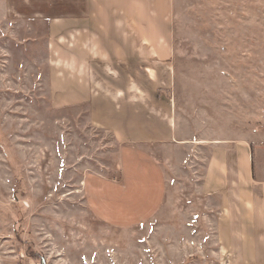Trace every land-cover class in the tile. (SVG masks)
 Listing matches in <instances>:
<instances>
[{
	"label": "rangeland",
	"instance_id": "rangeland-1",
	"mask_svg": "<svg viewBox=\"0 0 264 264\" xmlns=\"http://www.w3.org/2000/svg\"><path fill=\"white\" fill-rule=\"evenodd\" d=\"M31 2L0 0V264H221L213 223L195 221L207 212L191 195L188 149L169 153L174 164L164 158L170 190L150 223L111 229L87 206L85 180L115 177L120 145L91 126L87 105L58 106L51 94V76L69 68L58 47L76 48L78 35L50 37L48 18L62 22L77 0ZM133 7L153 26L134 38L171 56L159 65L160 83L173 67L182 138L264 145V0H133ZM134 77L141 112L140 88L153 79L140 70Z\"/></svg>",
	"mask_w": 264,
	"mask_h": 264
},
{
	"label": "crops",
	"instance_id": "crops-1",
	"mask_svg": "<svg viewBox=\"0 0 264 264\" xmlns=\"http://www.w3.org/2000/svg\"><path fill=\"white\" fill-rule=\"evenodd\" d=\"M99 1L77 0L62 22L48 18L53 20L48 21L50 37L53 30L68 31L67 38L70 31L78 35L71 42L76 48L57 46L61 48L58 56L69 68L68 73L51 76L54 100L58 106L87 105L91 126L108 130L120 145L116 176L85 180L87 206L111 229L133 230L150 223L170 190L164 158L174 150L188 149L191 195L207 212L195 221L213 223L220 263L264 264V145L245 139H183L171 97L173 67L168 68L169 75L165 73L168 83H160L159 65L171 56L161 54L160 44L134 38L135 30L153 27L137 18L145 11L136 12L133 0H113L107 5ZM71 64L76 66L75 73H70ZM139 70L153 79L151 87L140 88L141 112L135 105L139 100L133 97L138 95L134 74Z\"/></svg>",
	"mask_w": 264,
	"mask_h": 264
}]
</instances>
